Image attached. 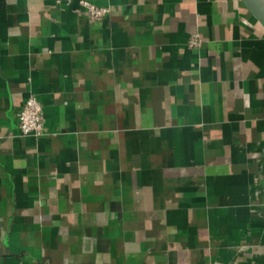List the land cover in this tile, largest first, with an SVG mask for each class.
<instances>
[{
	"label": "crops",
	"instance_id": "crops-1",
	"mask_svg": "<svg viewBox=\"0 0 264 264\" xmlns=\"http://www.w3.org/2000/svg\"><path fill=\"white\" fill-rule=\"evenodd\" d=\"M79 1L0 0V264H264V32L236 0Z\"/></svg>",
	"mask_w": 264,
	"mask_h": 264
},
{
	"label": "built area",
	"instance_id": "built-area-1",
	"mask_svg": "<svg viewBox=\"0 0 264 264\" xmlns=\"http://www.w3.org/2000/svg\"><path fill=\"white\" fill-rule=\"evenodd\" d=\"M80 8L87 14L91 19L98 20L103 17L105 9L98 8L87 0L79 1ZM199 40L197 36H190L187 46L189 48H196ZM17 131L21 136L34 135L36 137L43 136V114L41 106L37 101L36 97L29 94V97L22 103L17 112ZM262 219L264 221V212Z\"/></svg>",
	"mask_w": 264,
	"mask_h": 264
},
{
	"label": "water",
	"instance_id": "water-1",
	"mask_svg": "<svg viewBox=\"0 0 264 264\" xmlns=\"http://www.w3.org/2000/svg\"><path fill=\"white\" fill-rule=\"evenodd\" d=\"M250 20L264 32V0H236Z\"/></svg>",
	"mask_w": 264,
	"mask_h": 264
}]
</instances>
